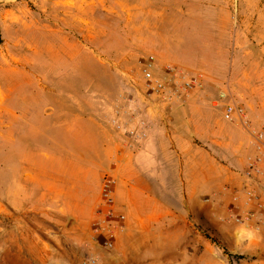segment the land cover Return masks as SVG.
<instances>
[{
	"label": "rangeland",
	"instance_id": "374dc122",
	"mask_svg": "<svg viewBox=\"0 0 264 264\" xmlns=\"http://www.w3.org/2000/svg\"><path fill=\"white\" fill-rule=\"evenodd\" d=\"M242 9V0H0V264H83L87 254L104 264H264V229L234 218L227 167L244 138L220 98ZM150 55L209 82L178 113L153 105L141 94ZM129 98L149 138L121 156L111 120ZM113 169L127 187L120 205L116 195L127 229L108 252L92 223Z\"/></svg>",
	"mask_w": 264,
	"mask_h": 264
},
{
	"label": "built area",
	"instance_id": "2783aa9c",
	"mask_svg": "<svg viewBox=\"0 0 264 264\" xmlns=\"http://www.w3.org/2000/svg\"><path fill=\"white\" fill-rule=\"evenodd\" d=\"M143 89L141 94L149 98L153 105H177L187 102L195 91L202 89L209 77L204 74L193 75L174 64L160 66L156 55L145 58L141 67ZM223 104V119L240 127L248 135L249 154L243 179L247 182L243 189L232 190L235 221L241 225L264 229V197L253 187V182L264 177V125L257 126L249 110L239 103L229 84L220 93ZM134 99H125V104L117 106L112 126L120 137L122 148L119 153L135 154L140 151L149 138V124L141 114L133 109ZM125 117V118H124ZM120 160V159H119ZM119 177L115 169L107 172L101 182V201L94 213L92 223L93 241L108 252L117 248V241L127 229L126 215L119 212L116 195ZM83 264H104L95 254H87Z\"/></svg>",
	"mask_w": 264,
	"mask_h": 264
},
{
	"label": "crops",
	"instance_id": "0c3cea01",
	"mask_svg": "<svg viewBox=\"0 0 264 264\" xmlns=\"http://www.w3.org/2000/svg\"><path fill=\"white\" fill-rule=\"evenodd\" d=\"M242 4V26L237 30L239 38L233 53V68L229 77V85L235 99L249 110L254 123L261 126L264 125V0H242ZM178 107L179 105L170 112L178 113L180 111ZM157 124H160L158 120ZM157 124L155 127L152 126L151 137L156 133ZM238 128L242 131L244 142L241 152L238 155L233 154L230 159V166L234 169L227 167L235 186L234 190L243 189L247 183L242 175L246 169L249 154L248 135L240 127ZM252 184L254 189L264 197V177ZM126 192L125 183H121L117 194L119 205L123 203Z\"/></svg>",
	"mask_w": 264,
	"mask_h": 264
}]
</instances>
